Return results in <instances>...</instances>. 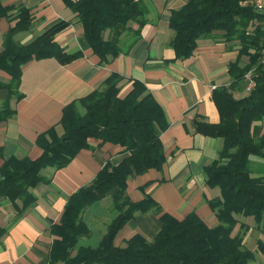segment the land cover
Listing matches in <instances>:
<instances>
[{"label": "trees", "instance_id": "obj_1", "mask_svg": "<svg viewBox=\"0 0 264 264\" xmlns=\"http://www.w3.org/2000/svg\"><path fill=\"white\" fill-rule=\"evenodd\" d=\"M81 22L83 34L100 62L127 51L120 44L123 33L131 31L133 39L140 36L146 23L147 7L143 0H62ZM246 0H186L170 14L169 27L174 35L169 45L176 58H189L199 38L221 31L224 40L236 39L240 43L238 57L229 63L231 82L217 86L211 92L219 121L209 123L198 117L193 119L194 131L209 137H220L223 146L218 157L204 166L205 184L217 188L218 195L209 203L218 223L208 226L196 214L182 219L163 213L160 229L151 239L136 233L125 246H116L117 232L135 212L145 213L158 209V204L145 196L130 200L126 193L127 179L143 174L148 169H160L165 154L160 134L167 127L163 110L146 86L133 80L129 92L120 97L119 87L113 79L105 80L104 87L67 103L62 110L59 134L53 125L39 133L35 143L41 149L36 158L11 156L0 164V197L16 204L19 212L33 205L36 197L31 192L37 183L49 181L41 175L45 167L59 169L67 165L90 138L101 143L124 146L128 151L116 165L106 163L87 185L81 186L67 199L58 223L50 227L55 236L49 249L48 264H247L253 252L242 242L247 227L232 235L237 223L236 215L252 216L256 223L264 218V163L254 174L250 156L264 158V135L254 138L251 126L264 116V13L257 11ZM12 8L0 2V18L8 17ZM15 24L4 34L0 51V70L8 74L0 80V88L8 92L0 103V122L14 114L10 100L19 99L22 66L33 59L55 58L67 63L80 56L68 53L55 41V34L70 24L61 20L30 42L15 40L18 32L28 30L32 23L30 9L17 8ZM136 22L133 30L130 23ZM247 62L239 67V60ZM253 69L255 86L242 97L233 96L231 89L241 82L244 74ZM107 83V84H106ZM115 189L112 197L117 215L112 219L97 247H79V237L89 229L81 214L93 201ZM4 229L0 227V237Z\"/></svg>", "mask_w": 264, "mask_h": 264}, {"label": "crops", "instance_id": "obj_2", "mask_svg": "<svg viewBox=\"0 0 264 264\" xmlns=\"http://www.w3.org/2000/svg\"><path fill=\"white\" fill-rule=\"evenodd\" d=\"M0 2L12 8L8 17L0 18V51L5 32L17 20V8L25 6L30 9L32 23L28 30L18 32L15 40L26 44L51 25L65 20L70 24L55 34V41L68 53L80 52L79 57L64 64L51 57L33 59L22 66L19 84L22 97L11 98L14 114L0 122V164L14 155L38 157L41 149L35 143L37 135L53 125L60 134L58 122L63 107L103 88L111 75L120 97L129 92L136 79L145 84L163 110L167 127L161 132L160 141L165 162L160 169L151 168L128 178L125 193L132 201L148 195L159 208L135 212L117 232L114 244L125 246L126 240L136 233L151 240L160 229L159 217L163 213L177 219L194 213L208 226H215L218 220L209 200L218 195V189L206 186L203 169L218 157L223 139L195 132L192 121L197 117L209 123L219 121L211 92L217 86L230 84L229 63L238 57L239 41L224 40L221 31H214L209 37L197 40L189 58H176L169 45L174 35L169 19L171 11L180 8L186 0H143L147 14L140 36L133 39L131 31L123 33L120 39L123 47L133 41L128 50L100 62L83 34L81 22L62 0ZM130 28L136 30L138 24L131 22ZM247 60V56H242L239 67ZM8 79V74L0 70V80ZM231 92L237 98L245 96L249 92L246 80L243 78ZM7 96V90L0 88V103ZM251 135L254 138L264 135V116L253 122ZM126 155L124 146L90 138L88 147L81 149L64 167L41 170V175L49 181L31 188L36 201L24 211L17 210L21 207L19 200L14 204L0 197V227L4 229L0 237V264H48L49 249L55 238L50 227L59 222L68 197L90 183L106 163L116 165ZM250 161L257 174L264 158L251 155ZM114 192L115 189L108 191L84 209L81 219L89 233L78 238L74 251L98 246L108 223L118 213L112 205ZM236 218L231 234H238L246 226L242 242L254 255L247 264H264V218L259 223L252 216L236 215Z\"/></svg>", "mask_w": 264, "mask_h": 264}, {"label": "built area", "instance_id": "obj_3", "mask_svg": "<svg viewBox=\"0 0 264 264\" xmlns=\"http://www.w3.org/2000/svg\"><path fill=\"white\" fill-rule=\"evenodd\" d=\"M246 4L251 5L257 11L264 13V0H246ZM262 64H264V54L261 58ZM244 79L246 80V90L250 91L255 86V73L253 69H249L244 74Z\"/></svg>", "mask_w": 264, "mask_h": 264}]
</instances>
